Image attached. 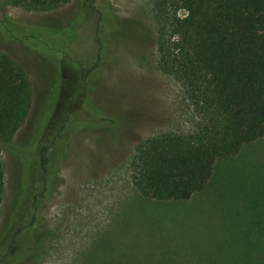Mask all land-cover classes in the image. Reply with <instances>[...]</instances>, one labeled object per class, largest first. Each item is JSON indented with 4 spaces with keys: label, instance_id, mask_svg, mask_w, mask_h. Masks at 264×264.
Here are the masks:
<instances>
[{
    "label": "rangeland",
    "instance_id": "rangeland-1",
    "mask_svg": "<svg viewBox=\"0 0 264 264\" xmlns=\"http://www.w3.org/2000/svg\"><path fill=\"white\" fill-rule=\"evenodd\" d=\"M105 1L124 20L102 44L88 93L107 117L100 122L78 108L81 68L68 58L92 16L84 1L36 10L0 0V53L23 71L30 101L24 124L0 140V264H264V135L216 161L205 188L185 202L133 187L137 145L189 134L198 119L159 64L155 1ZM126 20L143 27L139 39ZM82 50L74 57L83 60ZM64 115L65 138L48 151L42 175L38 150Z\"/></svg>",
    "mask_w": 264,
    "mask_h": 264
},
{
    "label": "trees",
    "instance_id": "trees-1",
    "mask_svg": "<svg viewBox=\"0 0 264 264\" xmlns=\"http://www.w3.org/2000/svg\"><path fill=\"white\" fill-rule=\"evenodd\" d=\"M10 1L44 10L71 0ZM83 1L92 16L70 43L68 58L81 68L78 108L105 122L107 117L90 106L88 93L99 79L102 44L109 40L115 21L124 19L114 16L105 0ZM154 1L159 64L184 88L198 123L189 134L140 142L131 166V182L145 198L185 202L205 188L216 161L234 156L242 146L264 135V0ZM126 21L136 27L138 33L133 38L139 39L143 27ZM80 49L85 50L80 54L83 60L73 55ZM28 92L21 68L0 53V140L24 124ZM68 123L64 115L59 130L48 127L38 150L42 175L47 153L58 138H65ZM2 191L0 165V198ZM20 232H11L8 249Z\"/></svg>",
    "mask_w": 264,
    "mask_h": 264
}]
</instances>
